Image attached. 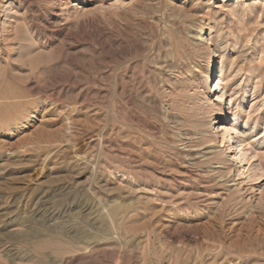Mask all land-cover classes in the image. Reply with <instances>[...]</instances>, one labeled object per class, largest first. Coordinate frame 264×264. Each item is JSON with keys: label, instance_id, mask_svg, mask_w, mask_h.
I'll return each mask as SVG.
<instances>
[{"label": "rangeland", "instance_id": "1", "mask_svg": "<svg viewBox=\"0 0 264 264\" xmlns=\"http://www.w3.org/2000/svg\"><path fill=\"white\" fill-rule=\"evenodd\" d=\"M0 264H264V0H0Z\"/></svg>", "mask_w": 264, "mask_h": 264}, {"label": "bare ground", "instance_id": "2", "mask_svg": "<svg viewBox=\"0 0 264 264\" xmlns=\"http://www.w3.org/2000/svg\"><path fill=\"white\" fill-rule=\"evenodd\" d=\"M73 4V3H72ZM71 4V5H72ZM200 32V31H199ZM214 57H216V58H219V56L218 55H214ZM214 59V58H213ZM213 59L211 60H209L208 61V64H207V74L205 75V76H208V78H212V76H213V74L215 73V70H216V64H215V62L213 61ZM218 72H221V66H219L218 67ZM38 73V72H37ZM204 73V72H203ZM202 74V73H201ZM215 88V87H214ZM224 94V93H223ZM221 112H223V110H220ZM229 115L231 116V118L229 119V118H226V116L224 115V113H222V120H221V123H220V125L218 126V128H216V135H214L215 136V138H214V141H212V142H215V144H217L216 145V148L218 147V151L216 152L217 154L219 153V155H220V157L222 158V160H223V162H226V164H227V166H228V169L229 170H232V169H234L235 170V167L236 166H238V167H236V169L238 170V172H237V175H238V179H241V180H244V179H246L247 178V176L245 175L246 174V169L244 168V164H243V162H242V160L240 159V157L238 156L239 154H241V146L239 147L237 144H238V137H237V132H236V130H235V121H236V114L235 113H233L232 111H231V113H229ZM220 117V118H221ZM211 123H209V125H210ZM122 127V126H121ZM208 129V128H207ZM214 130V129H213ZM214 134V133H213ZM192 136V135H191ZM140 139V138H139ZM144 139V138H143ZM130 141V140H129ZM189 142H192V141H189ZM184 143V142H183ZM188 144V143H187ZM190 145V144H189ZM197 145V144H196ZM190 146H192V145H190ZM194 146V145H193ZM227 147H228V149H229V151L228 152H226L225 153V150L227 149ZM188 149H189V147H188ZM206 149V148H205ZM192 150V149H191ZM191 152H193V151H191ZM190 152V153H191ZM214 153V152H213ZM185 154V153H184ZM204 155H201V152L199 151V150H195L194 151V153H192L190 156H188V157H190V158H192L191 159V161L192 160H196L198 157H203V156H205V153H203ZM212 154V153H211ZM204 158V157H203ZM251 158L252 157H250V160H251ZM198 159H200V158H198ZM187 160V159H186ZM201 160V159H200ZM199 160V161H200ZM209 160V159H208ZM218 160V159H217ZM193 161V162H194ZM198 161V160H197ZM203 161V160H202ZM191 163V162H190ZM195 164V163H194ZM193 165V164H192ZM230 173V172H229ZM253 178H255V176H253ZM254 180H256V179H254ZM242 182L243 181H241V183L240 184H242ZM62 189V188H61ZM49 193V192H48ZM118 197V196H117ZM37 202V201H36ZM47 202V201H46ZM115 204V203H114ZM118 204V203H117ZM124 206H126V208L129 206V205H124ZM122 207V206H121ZM110 208H113V209H111V212H110V215H111V217H113V215H114V213H115V211H118V210H120L121 208H120V205H116V206H114V207H111L110 206ZM118 208H120V209H118ZM41 209V208H40ZM118 209V210H117ZM123 209V208H122ZM130 209V208H129ZM6 210V209H5ZM30 210V209H29ZM106 210V209H105ZM125 210V209H124ZM38 211V210H37ZM125 212V211H124ZM35 213V212H34ZM108 213V212H107ZM117 214H119V213H117ZM116 214V215H117ZM52 215V214H51ZM108 215H109V213H108ZM107 215V216H108ZM115 215V216H116ZM97 216V215H96ZM106 216V217H107ZM43 217V216H42ZM109 217V216H108ZM122 217V216H121ZM130 217V216H129ZM84 218V217H83ZM117 218V217H116ZM111 218H109V221H113V220H110ZM114 219V218H113ZM4 222V221H3ZM110 223V222H109ZM113 223V222H112ZM112 223H111V225H112ZM46 225V224H45ZM114 228V227H113ZM70 232V231H69ZM67 234V233H66ZM99 234V233H98ZM74 236V235H73ZM84 236V235H83ZM50 237V242L51 243H55V241L57 242V240H58V237L57 236H49ZM48 237V238H49ZM86 238V237H85ZM98 238V237H97ZM97 238H96V241H95V239H94V237L92 238V239H94L93 241H82V242H84V246L83 247H81V248H79V247H76V249H78V250H80L79 252H81V251H85V253H87V252H89L90 253V249L89 250H87V247H89L88 245L90 244H96L97 243V241H99V240H97ZM112 238V240H113V237H111ZM114 238H116V237H114ZM100 239V238H99ZM42 240V239H41ZM41 243H44V242H42V241H40ZM77 242H78V240H77ZM81 242V241H80ZM79 242V243H80ZM56 244V243H55ZM101 244V243H100ZM47 245V244H46ZM50 246H51V244H50ZM96 246V245H95ZM15 249V248H14ZM99 249V248H98ZM43 253V252H42ZM54 256V255H53ZM95 256V255H94ZM8 260V259H7Z\"/></svg>", "mask_w": 264, "mask_h": 264}]
</instances>
